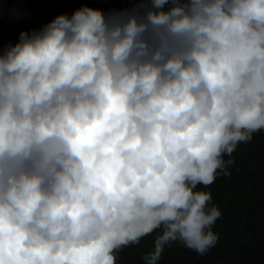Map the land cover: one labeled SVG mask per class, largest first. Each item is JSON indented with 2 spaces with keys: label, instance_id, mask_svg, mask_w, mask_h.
Listing matches in <instances>:
<instances>
[{
  "label": "clouds",
  "instance_id": "9594fccd",
  "mask_svg": "<svg viewBox=\"0 0 264 264\" xmlns=\"http://www.w3.org/2000/svg\"><path fill=\"white\" fill-rule=\"evenodd\" d=\"M83 6L0 48V264L204 255L210 191L264 131V0Z\"/></svg>",
  "mask_w": 264,
  "mask_h": 264
},
{
  "label": "trees",
  "instance_id": "16d2710c",
  "mask_svg": "<svg viewBox=\"0 0 264 264\" xmlns=\"http://www.w3.org/2000/svg\"><path fill=\"white\" fill-rule=\"evenodd\" d=\"M106 3L104 5L106 11L114 9L110 1ZM263 132H258L261 135V140L258 136L255 141L242 143L238 145L231 157L225 156V159H234V163L230 166L232 173L229 176L218 175L215 182L206 188L209 191L212 187L217 195H221L224 192L222 189L228 186L241 188L246 194L242 204L247 207L252 206L251 211L254 218L249 221L245 229L237 230L234 228L230 215L225 217L226 213H224L223 220L218 219L213 226V231L218 234L219 239L215 247L208 252H215L216 254L218 252L219 255H222L220 259L224 260L226 264H264V152L261 151L264 142ZM253 162L262 164L263 168L260 171H254ZM202 187L205 186L199 185L198 189L202 190ZM153 237L155 236L152 235ZM146 242L149 243L144 237L139 244ZM174 244L180 249H176V251L171 249L170 251L169 247L171 246L166 247L162 256L174 259L176 264H195L196 262L209 264L205 263L207 257L204 255H200L187 247L179 246L178 242H174ZM125 252L137 253V248L135 245L123 248L118 253L117 261L120 259L124 263L130 257L128 254L124 255ZM162 256L158 264H174L172 260L163 261L164 257Z\"/></svg>",
  "mask_w": 264,
  "mask_h": 264
},
{
  "label": "rangeland",
  "instance_id": "374dc122",
  "mask_svg": "<svg viewBox=\"0 0 264 264\" xmlns=\"http://www.w3.org/2000/svg\"><path fill=\"white\" fill-rule=\"evenodd\" d=\"M107 1H110L113 4L114 9H127L135 6L131 0H0V48H6L10 43H16L21 31L31 32L33 30H38L50 22L55 16L59 14L72 15L75 10L85 5L107 12L108 10L106 11L104 7ZM258 136L260 137L261 135L259 133L254 134L252 141L257 140ZM261 151L264 152V142L261 146ZM252 167L255 168L254 171H260L263 168V165L258 162H253ZM231 173L232 172L229 168V175ZM201 189L207 190L205 187H202ZM222 190L224 192H222L221 195H217L212 187L209 189L213 197L212 203L218 206L221 210V217L219 219L223 220L224 213H226L225 217L230 215L234 228L237 230L245 229L246 226H248L249 221L254 218L251 211L252 206L247 207L242 204L246 194L241 188L231 186ZM158 234V232H155L148 237L146 236V239L149 242H146L147 244L141 243L135 245L137 253L125 252L124 255L128 254L130 257L127 256L128 258L124 263L144 264L142 262L143 254L148 250H153L155 237L152 238V235L156 236ZM178 243L179 246H183L182 243ZM171 249L176 251V249L179 250L180 247L173 243L171 247H169L170 251ZM204 256L207 257L205 263L226 264L224 263V260L220 259L222 255H219L218 252L217 254L215 252H207ZM162 257H164V255ZM165 260H172V258L164 257L163 261ZM172 262L176 264L174 259ZM124 263L121 262L120 259L117 261V264Z\"/></svg>",
  "mask_w": 264,
  "mask_h": 264
}]
</instances>
